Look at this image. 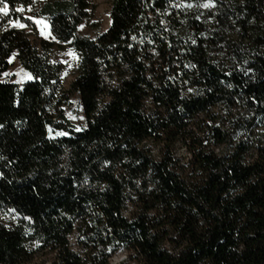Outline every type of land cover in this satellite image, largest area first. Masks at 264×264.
<instances>
[{
	"label": "trees",
	"instance_id": "trees-1",
	"mask_svg": "<svg viewBox=\"0 0 264 264\" xmlns=\"http://www.w3.org/2000/svg\"><path fill=\"white\" fill-rule=\"evenodd\" d=\"M109 2L90 38L89 0H4L0 264H264V0ZM53 48L75 57L79 130Z\"/></svg>",
	"mask_w": 264,
	"mask_h": 264
},
{
	"label": "rangeland",
	"instance_id": "rangeland-1",
	"mask_svg": "<svg viewBox=\"0 0 264 264\" xmlns=\"http://www.w3.org/2000/svg\"><path fill=\"white\" fill-rule=\"evenodd\" d=\"M92 3L93 10L91 13V23H97L98 27L94 28L93 26L90 28L87 23H82L78 27V31L81 34L87 35L88 37H95L100 32L106 30L110 23L109 18V10H110V2L109 0H89ZM18 9H23L19 7ZM25 14V16H30L34 21L37 29V35L30 34V38L37 43L39 40L49 39V29H48V21L45 18L31 16V12L29 9L25 11L24 9L21 11ZM40 21L41 23H37ZM72 53V52H71ZM53 60L62 62L65 65V70L62 76L63 86L68 96L67 102L63 105L62 110L64 111L65 116L70 122V125L73 126L76 130L84 127L85 118L84 113L82 111L80 95L78 92L72 89L71 83L74 78V69H75V57L74 54H70V50L67 49H57L53 48ZM8 70L3 74L2 80L22 84L25 81L30 79L29 73L25 70V68L19 63L16 56H13L9 59ZM174 154L179 157L182 162H186L188 155L184 148L180 144H176L174 146ZM125 252L120 250L113 254V256L109 259V264H134L132 261H127L125 258Z\"/></svg>",
	"mask_w": 264,
	"mask_h": 264
},
{
	"label": "snow or ice",
	"instance_id": "snow-or-ice-1",
	"mask_svg": "<svg viewBox=\"0 0 264 264\" xmlns=\"http://www.w3.org/2000/svg\"><path fill=\"white\" fill-rule=\"evenodd\" d=\"M0 3H3V7H0V14L7 15V13H8V5H7V3H4V0H0ZM205 6L207 7L208 5H205ZM16 10L17 11H22L23 9H16ZM29 19H31V17H29ZM37 23H41V22L40 21H37ZM15 24L18 27H24V25L19 24L18 21H16ZM70 54H72L71 53V50H70ZM77 130H79V129H77ZM57 135H67V133H57Z\"/></svg>",
	"mask_w": 264,
	"mask_h": 264
}]
</instances>
